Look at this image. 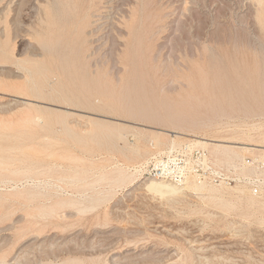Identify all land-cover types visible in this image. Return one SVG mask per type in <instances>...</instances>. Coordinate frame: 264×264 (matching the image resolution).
<instances>
[{
    "label": "rangeland",
    "instance_id": "374dc122",
    "mask_svg": "<svg viewBox=\"0 0 264 264\" xmlns=\"http://www.w3.org/2000/svg\"><path fill=\"white\" fill-rule=\"evenodd\" d=\"M1 1L4 7L8 0ZM43 1L30 0L22 30L7 40L0 81H23L24 70L14 60L30 57L31 51L42 54L28 24L37 22ZM80 6L78 17L88 13V20L96 18L90 36L93 63L111 72L137 68L146 79L150 59L131 53L132 44L137 45L132 36L142 34L150 45L142 47L144 56L159 51L161 58L172 54L194 68L219 71L230 96L246 103L250 112H238V128L264 131L258 84L264 76V0H90L88 9L87 2ZM244 75L247 85L240 80ZM116 83L109 87L119 90ZM26 92L0 86V123L12 126L4 133L30 132L36 124L27 116L39 110L46 117L57 112L82 135L100 127L93 122L123 127L126 137L116 139L120 145L136 142L138 129L171 133L169 126L128 116L119 102L105 113ZM138 99L130 103H155L142 95ZM259 125L263 128L256 130ZM13 143L14 136L0 135V160L9 161L12 169L32 170L30 177L0 171V264H264V196L254 201L234 197V206L226 208L187 191L173 201L152 194L140 185L151 178L138 171L154 155L128 170L136 184H119L117 164L124 159L92 141L74 142L61 132L60 123L54 124V133L38 128L33 140L23 138L19 151ZM61 200L72 204H58Z\"/></svg>",
    "mask_w": 264,
    "mask_h": 264
},
{
    "label": "bare ground",
    "instance_id": "6f19581e",
    "mask_svg": "<svg viewBox=\"0 0 264 264\" xmlns=\"http://www.w3.org/2000/svg\"><path fill=\"white\" fill-rule=\"evenodd\" d=\"M86 2L88 9L90 0H77L73 8H67L70 0H44L36 20L37 26L40 27L38 28L36 23L28 24L29 28L32 27L28 28V32L35 31V40L43 51L42 54L31 51L30 57L16 58L14 63L24 70L23 81L18 83L0 81V86L6 89L13 88L21 93L27 91L26 95L36 98L105 113H111L110 111L114 110L112 106L114 102H119L120 108L128 116L169 126L171 133L156 131L147 133L138 129L134 130L137 135L136 142L131 145H120L116 139L123 136L121 131L123 127L108 128L93 122L100 127L96 130H87V134L82 135L59 118L57 112L51 111L53 115L46 117L39 110L41 114L27 116L28 121L36 124L30 132L19 130L14 134H7L3 130L12 126H2L0 123V135L14 136L12 147L19 151L21 144L18 142L23 138L33 140L38 128L54 133V124L60 123L61 132L74 142L92 141L108 151L117 152L125 162H118L120 173L115 177V181L129 185L138 182L136 176L128 172L130 167L149 155L160 154L163 149H165L163 153L170 152L185 142L192 141L194 146L206 149L207 156L214 165L226 167L230 172L234 170L236 182L228 184L220 181L216 184L190 174L179 183L151 178L144 180L140 185L150 193L165 196L172 201L185 195L187 191L226 208L234 206V197L245 196L248 201L263 197L264 189L262 192L254 193L248 180L260 177L264 182V131L258 130L263 128L264 121L263 125L256 127L258 132L255 133L250 131L255 129L253 127L249 130L238 128V121L242 119L238 112L242 110L244 115L250 112H247L249 110L246 103L242 101L238 104L230 96L229 86L225 85L227 79L223 81L219 71L209 73L208 69L201 66L194 68L177 61L173 59L172 54L161 58L158 51L144 56L142 47L150 49V45L145 44L142 34L132 36L137 45L132 44L131 53L137 57L150 59L151 63L144 74L147 81L143 71L137 68L123 67L111 72L109 67L93 63L90 56L94 52V47L91 45L93 40L90 36L95 32L92 26L96 18L88 20V13H84L82 17L77 16L80 4L84 8ZM2 7H0V24H3L2 28L0 27V62H5L8 51L5 47L6 42L12 36L16 37L17 32L22 30L20 24L22 13L31 7L30 0H8ZM73 15L77 17L76 22L73 21ZM84 18L87 21L84 22ZM132 25L130 23L131 27ZM37 55H40L41 59L31 57ZM121 72L127 76H121ZM241 79L246 85L249 83L247 76L244 75ZM115 81L119 90L109 87ZM258 84L260 97L264 102V76ZM140 95L154 101V105L153 102H147L145 105L130 103L139 100ZM238 106L242 108L238 109ZM40 120L42 124L39 123ZM255 124L259 123L253 121L251 125ZM244 154L250 156L244 157ZM204 163L207 165V162ZM9 165V161L1 159L0 171L6 170L14 175L30 177L28 175L32 170L31 166L12 169ZM143 165H139L140 169ZM138 172L140 174V170ZM58 202L71 203L70 200Z\"/></svg>",
    "mask_w": 264,
    "mask_h": 264
},
{
    "label": "built area",
    "instance_id": "2783aa9c",
    "mask_svg": "<svg viewBox=\"0 0 264 264\" xmlns=\"http://www.w3.org/2000/svg\"><path fill=\"white\" fill-rule=\"evenodd\" d=\"M193 143L187 141L175 150L152 156L140 169L141 175L174 183L183 181L190 174L216 184L220 181L228 184L236 182L234 170L230 172L226 167L214 165L208 158L206 149L194 146ZM248 184L254 193L262 192L264 189V182L260 177L250 178Z\"/></svg>",
    "mask_w": 264,
    "mask_h": 264
}]
</instances>
